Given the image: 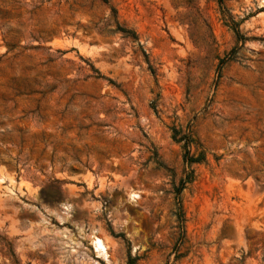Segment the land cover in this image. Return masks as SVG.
Here are the masks:
<instances>
[{
	"label": "rangeland",
	"instance_id": "rangeland-1",
	"mask_svg": "<svg viewBox=\"0 0 264 264\" xmlns=\"http://www.w3.org/2000/svg\"><path fill=\"white\" fill-rule=\"evenodd\" d=\"M0 264H264V0H0Z\"/></svg>",
	"mask_w": 264,
	"mask_h": 264
},
{
	"label": "bare ground",
	"instance_id": "bare-ground-1",
	"mask_svg": "<svg viewBox=\"0 0 264 264\" xmlns=\"http://www.w3.org/2000/svg\"><path fill=\"white\" fill-rule=\"evenodd\" d=\"M132 195H135L134 193ZM91 242L93 244V247L95 249L96 252H98L99 254H101V256H105L106 255V251H105V245L103 243V241L101 240V238H99L97 235H93L91 236Z\"/></svg>",
	"mask_w": 264,
	"mask_h": 264
},
{
	"label": "trees",
	"instance_id": "trees-1",
	"mask_svg": "<svg viewBox=\"0 0 264 264\" xmlns=\"http://www.w3.org/2000/svg\"><path fill=\"white\" fill-rule=\"evenodd\" d=\"M235 33L238 35V31H237L236 28H235ZM173 131H174V135H175L176 130H173ZM174 135H173V137H174ZM180 139H181V138H179L178 140H180ZM183 158L185 159V161H186L187 163H190V162L195 161L194 158H192L191 156H189L188 151H185V153H184V155H183Z\"/></svg>",
	"mask_w": 264,
	"mask_h": 264
}]
</instances>
